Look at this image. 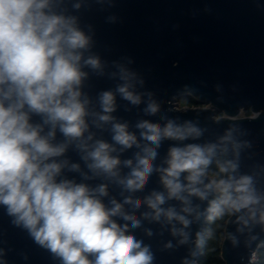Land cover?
Listing matches in <instances>:
<instances>
[{"label": "clouds", "instance_id": "clouds-1", "mask_svg": "<svg viewBox=\"0 0 264 264\" xmlns=\"http://www.w3.org/2000/svg\"><path fill=\"white\" fill-rule=\"evenodd\" d=\"M81 7L0 0V207L11 223L59 264H154L151 245L136 235L145 221L167 226L181 245L205 213L245 224L259 213L264 224V191L228 158L229 144L236 155L239 147L231 133L202 143L198 123L163 114L135 71L92 51L91 27L73 14ZM93 75L114 87L90 95ZM118 98L126 111L143 105L144 116L163 122L118 117ZM154 174L159 187L137 195Z\"/></svg>", "mask_w": 264, "mask_h": 264}, {"label": "water", "instance_id": "water-1", "mask_svg": "<svg viewBox=\"0 0 264 264\" xmlns=\"http://www.w3.org/2000/svg\"><path fill=\"white\" fill-rule=\"evenodd\" d=\"M71 2L66 0L69 10ZM82 7L73 14L81 26L91 27L92 51L109 65L120 61L143 80L141 91H150L163 114L180 121L192 120L204 130L199 142H217L229 132L239 144L234 154L229 144V159H236L239 171L253 176L255 186L264 191V0H80ZM131 61V63H129ZM107 76H91L85 88L95 96L112 88ZM185 94L210 106L175 107L173 101ZM115 113L133 124L146 117L140 108L125 110L119 100ZM213 107L224 111L216 116ZM252 114L239 116L241 109ZM109 138L107 133H98ZM171 142L160 149L159 164ZM73 159H78L70 152ZM127 155H131L128 153ZM156 174L145 193L158 188ZM113 194H118L116 190ZM264 203V202H262ZM203 205L202 208H206ZM245 224L229 216L224 228L221 258L224 264H253L264 244V224L245 215ZM207 213L191 225L187 244H179L168 227L145 221L136 230L138 238L150 244L154 264H199L200 244ZM151 228L154 235L145 234ZM171 242L172 247L165 245ZM192 253H195L193 255ZM0 264H59L38 246L28 233L11 223L0 207Z\"/></svg>", "mask_w": 264, "mask_h": 264}, {"label": "trees", "instance_id": "trees-1", "mask_svg": "<svg viewBox=\"0 0 264 264\" xmlns=\"http://www.w3.org/2000/svg\"><path fill=\"white\" fill-rule=\"evenodd\" d=\"M178 101L182 106H199L202 103L193 96L185 94ZM247 114H251L248 112ZM210 173L216 171L213 162L209 169ZM229 215L216 220H208L203 231L202 243L200 244L199 264H224L221 258V244L224 238V228ZM253 264H264V244L260 245Z\"/></svg>", "mask_w": 264, "mask_h": 264}, {"label": "flooded vegetation", "instance_id": "flooded-vegetation-1", "mask_svg": "<svg viewBox=\"0 0 264 264\" xmlns=\"http://www.w3.org/2000/svg\"><path fill=\"white\" fill-rule=\"evenodd\" d=\"M180 97H177L176 99H179ZM199 106H210V104L209 103H202L201 105H199ZM196 107V106H195ZM213 109H214V112H215V114H216V116H223L224 115V111H222V110H220V109H217V108H215V107H213ZM248 112H251L252 113V109H251V107L250 108H248V109H241V114H242V116H246V115H249V114H247Z\"/></svg>", "mask_w": 264, "mask_h": 264}, {"label": "rangeland", "instance_id": "rangeland-1", "mask_svg": "<svg viewBox=\"0 0 264 264\" xmlns=\"http://www.w3.org/2000/svg\"><path fill=\"white\" fill-rule=\"evenodd\" d=\"M175 102H176V101H175ZM175 104H176V103H175ZM177 104H178V100H177ZM179 104H180V103H179ZM179 104H178L179 108H180V107H184V106H182L181 104H180V105H179ZM242 114H243V113H242ZM242 114L239 113V116H242Z\"/></svg>", "mask_w": 264, "mask_h": 264}, {"label": "built area", "instance_id": "built-area-1", "mask_svg": "<svg viewBox=\"0 0 264 264\" xmlns=\"http://www.w3.org/2000/svg\"><path fill=\"white\" fill-rule=\"evenodd\" d=\"M177 100H178V99H176V102H175V103H176V107H179L178 104H179L180 102L178 101V104H177ZM179 105H180V104H179ZM251 114H252V113H251Z\"/></svg>", "mask_w": 264, "mask_h": 264}, {"label": "bare ground", "instance_id": "bare-ground-1", "mask_svg": "<svg viewBox=\"0 0 264 264\" xmlns=\"http://www.w3.org/2000/svg\"><path fill=\"white\" fill-rule=\"evenodd\" d=\"M175 101H176V98H175L174 101H173V103H174V105H175V107H176Z\"/></svg>", "mask_w": 264, "mask_h": 264}]
</instances>
